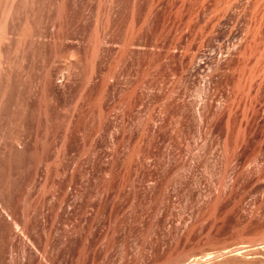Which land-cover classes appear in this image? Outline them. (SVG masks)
Returning <instances> with one entry per match:
<instances>
[{
	"label": "rangeland",
	"instance_id": "rangeland-1",
	"mask_svg": "<svg viewBox=\"0 0 264 264\" xmlns=\"http://www.w3.org/2000/svg\"><path fill=\"white\" fill-rule=\"evenodd\" d=\"M192 258L264 264V0H0V264Z\"/></svg>",
	"mask_w": 264,
	"mask_h": 264
},
{
	"label": "bare ground",
	"instance_id": "bare-ground-1",
	"mask_svg": "<svg viewBox=\"0 0 264 264\" xmlns=\"http://www.w3.org/2000/svg\"><path fill=\"white\" fill-rule=\"evenodd\" d=\"M247 246H248V245H247ZM249 246H250V245H249ZM245 247H246V246H245ZM245 247H244V248H245ZM240 249H242V247H241ZM232 250H233V249H232ZM234 250L236 251V250H238V249H234ZM230 252H231V251H230ZM238 252H239V251H238ZM232 253H234V252H232ZM240 253H242V252H240ZM193 260H194V258H192V259L186 261V263H184V262H183V263H184V264H190L189 262H191V261H193ZM196 261H197V260H196ZM195 264H196V263H195Z\"/></svg>",
	"mask_w": 264,
	"mask_h": 264
}]
</instances>
